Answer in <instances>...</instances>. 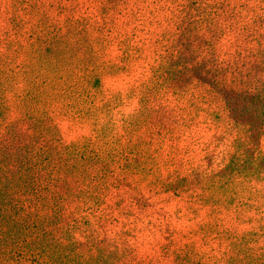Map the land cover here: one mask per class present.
Masks as SVG:
<instances>
[{"label": "rangeland", "instance_id": "374dc122", "mask_svg": "<svg viewBox=\"0 0 264 264\" xmlns=\"http://www.w3.org/2000/svg\"><path fill=\"white\" fill-rule=\"evenodd\" d=\"M190 1L0 0V168L101 175L69 210L125 264H264V0Z\"/></svg>", "mask_w": 264, "mask_h": 264}, {"label": "trees", "instance_id": "16d2710c", "mask_svg": "<svg viewBox=\"0 0 264 264\" xmlns=\"http://www.w3.org/2000/svg\"><path fill=\"white\" fill-rule=\"evenodd\" d=\"M197 2L190 1V4L196 5ZM199 72V80L213 85L223 95L235 119L248 121V118L255 115V111L248 107V102L253 98L249 89L246 94L244 91L238 93L239 97H243L241 102L236 94L232 93L230 81L225 79L220 71L201 70ZM182 78L187 79L188 76H182ZM16 121L19 124L20 121ZM17 122L12 125L10 133L17 131ZM26 138L31 137L26 136ZM1 154L0 161L5 164L10 161V159L2 158ZM58 158L63 163L55 160ZM54 160L61 178L53 177L54 182H52L48 173L44 184L38 183L43 174L41 170L33 166H25L27 162L22 156L19 159H13V162L19 163L17 169L0 168V253L2 256L16 263L23 261L24 264H80L72 259L74 251L79 249L89 250L90 257L96 264H125L123 262L125 253L108 251L111 244L95 232L87 221H81L82 217L73 220L69 210L70 205L78 206L77 203H82L79 201L82 193L83 198L86 199L88 192L81 189L80 183L87 177L95 179L102 176L91 175L86 168L80 169L77 166L76 157L60 155V157H54L52 161ZM80 160V165H86L90 159L82 155ZM76 228L82 230L84 240L77 239L74 233ZM9 246L10 249L7 251ZM98 246L99 251L93 249ZM101 257L104 259L100 260Z\"/></svg>", "mask_w": 264, "mask_h": 264}]
</instances>
